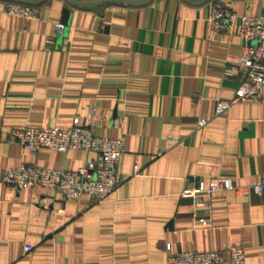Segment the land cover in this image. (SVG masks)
Instances as JSON below:
<instances>
[{"label": "crops", "instance_id": "0c3cea01", "mask_svg": "<svg viewBox=\"0 0 264 264\" xmlns=\"http://www.w3.org/2000/svg\"><path fill=\"white\" fill-rule=\"evenodd\" d=\"M7 2L0 0V172L19 164L74 171L96 160L82 150L29 154L4 140L12 129H65L73 118L95 137H120L123 152L118 183L98 202L0 183V264H166L168 254L229 244L242 248L244 264H264V104L235 102L214 115L215 101L230 99L241 81L240 71L226 72L242 41L207 21L212 2L257 16L264 0L88 8L41 0L31 5L38 20L6 15ZM62 10L68 25L53 39ZM218 176L263 188L201 192L207 205L196 207L180 195Z\"/></svg>", "mask_w": 264, "mask_h": 264}, {"label": "built area", "instance_id": "2783aa9c", "mask_svg": "<svg viewBox=\"0 0 264 264\" xmlns=\"http://www.w3.org/2000/svg\"><path fill=\"white\" fill-rule=\"evenodd\" d=\"M6 15L24 20L40 19L39 10L31 5L19 2H7L2 10ZM211 31L236 34L242 41L237 59L228 65V71L236 69L242 73L233 96L228 100H216L214 115L224 113L235 102L248 101L264 104V8L257 16L236 15L228 6L212 2L208 16ZM63 34V25L53 26L52 38ZM117 123L121 118H117ZM205 120L199 119L197 125L203 126ZM1 139V134H0ZM7 142H16L29 154L45 148L56 152L82 150L96 154V160L86 159L74 171L43 169L34 165L19 164L0 172V183L14 190L21 188H50L57 191L63 199H76L84 194L95 201L104 200L116 187L118 178L116 165L123 152L120 137H95L88 128L73 118L65 129L58 127H25L10 130L5 138ZM263 188L261 181H252L247 186H238L228 176H218L206 186L197 182L195 187L185 188L181 196L190 197L194 207L206 206L197 194H211L218 191H231L235 195L258 194ZM202 225L208 224V218L197 219ZM169 249V245H165ZM23 252L31 250L30 245L22 247ZM264 262V243L261 245ZM166 264H244L243 250L238 245L229 244L221 251L192 252L180 251L168 254Z\"/></svg>", "mask_w": 264, "mask_h": 264}, {"label": "water", "instance_id": "95a60500", "mask_svg": "<svg viewBox=\"0 0 264 264\" xmlns=\"http://www.w3.org/2000/svg\"><path fill=\"white\" fill-rule=\"evenodd\" d=\"M11 2H21V3H25V4H30V5H34L35 3L40 2L41 0H37L36 2H31V1H27V0H9ZM71 3L82 7V8H88V7H92L95 5H99V4H103V3H120V4H125L128 6H141L146 4L149 0H99L96 2H92V3H82L79 2L77 0H68ZM190 3H201L204 0H186ZM61 24L64 26L68 25V21H69V12L67 10H62L61 12Z\"/></svg>", "mask_w": 264, "mask_h": 264}]
</instances>
